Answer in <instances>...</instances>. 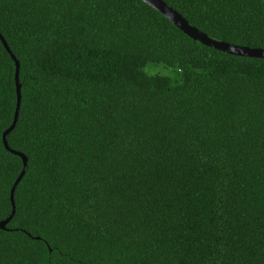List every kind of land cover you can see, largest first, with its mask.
<instances>
[{
	"label": "trees",
	"instance_id": "obj_1",
	"mask_svg": "<svg viewBox=\"0 0 264 264\" xmlns=\"http://www.w3.org/2000/svg\"><path fill=\"white\" fill-rule=\"evenodd\" d=\"M163 1L264 49V0ZM0 34V264H264V58L141 0H0Z\"/></svg>",
	"mask_w": 264,
	"mask_h": 264
},
{
	"label": "water",
	"instance_id": "obj_2",
	"mask_svg": "<svg viewBox=\"0 0 264 264\" xmlns=\"http://www.w3.org/2000/svg\"><path fill=\"white\" fill-rule=\"evenodd\" d=\"M141 1H143L150 7L154 8L156 11L162 14L165 18H167L173 25H175L177 28H179L182 32H184L186 35H188L193 40H196L204 45L210 46L214 49H218L220 51H223V52H226L232 55L264 58V49L262 48H253V47H248V46L234 45L231 43H227L224 41H217L215 39L210 38L207 34L203 33L201 30H199L195 26L191 25L178 11H176L171 6L166 4L163 0H141ZM0 40L3 46L5 47V49L10 53L9 47L7 46L1 34H0ZM10 55L15 63L14 81H15V91H16V107H15L14 118H13L11 126L5 129L2 133V141L6 149L10 150L12 153L18 155L22 159V169L10 187L9 200L11 204V212L5 219L0 220L1 229L4 228L5 224L14 215V212H15V204H14V198H13L14 190H15L16 185L18 184V182L24 175V172L26 170V163H27L26 156L21 152H18L16 150H11L9 146L7 145V142L5 139L6 134L13 127L16 121L17 111H18L20 97H21L20 84L18 80L19 64H18V61L15 59L14 55L11 53Z\"/></svg>",
	"mask_w": 264,
	"mask_h": 264
},
{
	"label": "rangeland",
	"instance_id": "obj_3",
	"mask_svg": "<svg viewBox=\"0 0 264 264\" xmlns=\"http://www.w3.org/2000/svg\"><path fill=\"white\" fill-rule=\"evenodd\" d=\"M159 69L160 67L159 66H157V67H154L153 65H151V64H149L148 65V69L150 70V69ZM151 71V70H150Z\"/></svg>",
	"mask_w": 264,
	"mask_h": 264
}]
</instances>
